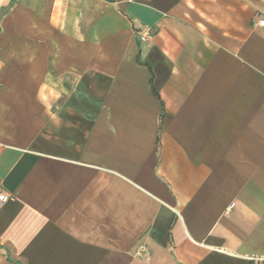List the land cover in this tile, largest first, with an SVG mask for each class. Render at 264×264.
<instances>
[{"label":"crops","instance_id":"obj_1","mask_svg":"<svg viewBox=\"0 0 264 264\" xmlns=\"http://www.w3.org/2000/svg\"><path fill=\"white\" fill-rule=\"evenodd\" d=\"M260 21L264 0H0V264L264 262Z\"/></svg>","mask_w":264,"mask_h":264},{"label":"built area","instance_id":"obj_2","mask_svg":"<svg viewBox=\"0 0 264 264\" xmlns=\"http://www.w3.org/2000/svg\"><path fill=\"white\" fill-rule=\"evenodd\" d=\"M263 21H260L259 22V25L260 26H263ZM152 36V29L151 28H144V29H141V34H140V41H145L147 39H149L150 37ZM8 201V197L7 195L3 194L1 191H0V203H5ZM249 262L251 264H264V262H262V260H260L259 258H249Z\"/></svg>","mask_w":264,"mask_h":264}]
</instances>
